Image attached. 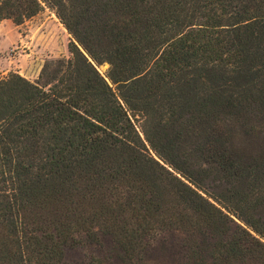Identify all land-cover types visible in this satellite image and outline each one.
I'll use <instances>...</instances> for the list:
<instances>
[{"label": "trees", "instance_id": "16d2710c", "mask_svg": "<svg viewBox=\"0 0 264 264\" xmlns=\"http://www.w3.org/2000/svg\"><path fill=\"white\" fill-rule=\"evenodd\" d=\"M44 5L71 57L0 79V264H62L82 240L142 264L175 232L184 264H264V157L234 146L236 123L264 120L242 108L264 104L246 89L264 0H0V22Z\"/></svg>", "mask_w": 264, "mask_h": 264}, {"label": "rangeland", "instance_id": "374dc122", "mask_svg": "<svg viewBox=\"0 0 264 264\" xmlns=\"http://www.w3.org/2000/svg\"><path fill=\"white\" fill-rule=\"evenodd\" d=\"M72 36L58 19L56 13L44 5L41 13L22 26L12 21L0 22V79L10 74H18L31 82L38 80L46 63L69 59V45ZM244 52V50H243ZM98 71L107 76L110 65H97ZM264 71V70H263ZM264 79L255 86L248 85L258 91L264 86ZM259 95L258 92H253ZM244 96L246 106L254 116L264 117V104L260 98ZM234 146L239 154L246 157H264V120L248 118L234 125ZM183 234L179 232L162 234L144 252L142 264H184ZM91 258L103 260L106 264H130L115 248L105 240L103 244H95L82 240L65 247V258L62 264H86Z\"/></svg>", "mask_w": 264, "mask_h": 264}]
</instances>
